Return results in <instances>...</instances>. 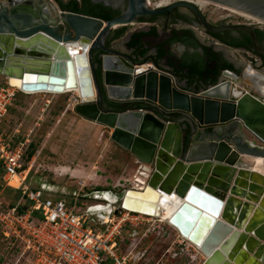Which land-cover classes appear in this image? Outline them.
Returning a JSON list of instances; mask_svg holds the SVG:
<instances>
[{
	"label": "water",
	"instance_id": "95a60500",
	"mask_svg": "<svg viewBox=\"0 0 264 264\" xmlns=\"http://www.w3.org/2000/svg\"><path fill=\"white\" fill-rule=\"evenodd\" d=\"M205 1L264 22V0ZM91 2L116 10L123 0ZM127 2L105 21L59 4L0 0V76L23 91L79 89L76 113L111 129L110 139L150 173L143 191L123 194L122 208L159 215L162 193L179 197L170 222L201 247L204 264H264V218L248 217L250 209L264 212V137L255 129L264 133L263 90H239L231 71L212 86L189 90L154 59L138 60L108 44L113 30L170 10L150 8L148 0ZM179 4L198 10L192 2ZM130 37L123 39L127 50ZM76 43L82 52L71 51ZM147 62L153 67L136 72ZM127 103L126 109L116 107ZM152 105L156 112L140 107ZM229 169L237 176L232 182Z\"/></svg>",
	"mask_w": 264,
	"mask_h": 264
},
{
	"label": "rangeland",
	"instance_id": "374dc122",
	"mask_svg": "<svg viewBox=\"0 0 264 264\" xmlns=\"http://www.w3.org/2000/svg\"><path fill=\"white\" fill-rule=\"evenodd\" d=\"M31 1L34 4L50 2ZM161 1L165 0H150L148 5L154 8L155 4ZM51 2L54 5L58 4L57 0ZM202 10L214 22L227 17L231 18L230 23L258 25L253 20L224 10L216 4L214 6L213 3L206 5ZM140 26L139 23L128 25L126 34L138 30ZM194 30L203 41L210 40L209 35L201 28ZM123 39L124 36L119 38L122 41ZM262 43L264 46V39ZM227 53L237 62L250 65L254 74L257 72L264 74V66L259 61L256 65L251 62V58L258 59L256 55L234 49ZM7 80L6 77L0 76V85L6 84ZM260 88L264 92V87ZM252 89L253 85L244 87L239 84V90ZM76 97L75 92L27 94L19 91L0 124V133L5 134L15 147L24 144L22 177L30 189L41 190L44 198L64 199L70 207L80 212L89 205L111 203L103 197L105 193H109L114 198L112 206L118 207L127 189L136 188L137 185L139 188L143 186L142 183H138L141 182L138 179L135 180L138 184L131 187L134 178L139 176L140 166L133 163L130 152L110 139L109 129H104L102 125L84 119L76 113L74 104ZM30 151H34L31 159L28 158ZM3 174L0 166V220L5 218L9 225L5 227L0 221V264H33L38 254L35 253L33 246L28 247L27 241L15 235L14 231L17 228L11 223L12 217L9 214L13 208H10L11 206L25 207L32 203L23 195L21 188L8 185ZM75 192L79 194L77 199L74 198ZM98 197L101 199H97ZM97 214L96 212L94 215ZM38 218L34 215L35 222L39 220ZM3 230L9 231V238L3 234ZM136 230L138 234L134 236L132 229L129 226L125 227L119 241V255L130 256L134 264L186 263L184 257L180 255L176 257L174 251H169L172 242L178 239V231L166 222L154 219L150 223L144 222L143 225H139ZM19 231L21 236L28 238L21 227ZM34 244L35 242L31 243Z\"/></svg>",
	"mask_w": 264,
	"mask_h": 264
},
{
	"label": "built area",
	"instance_id": "2783aa9c",
	"mask_svg": "<svg viewBox=\"0 0 264 264\" xmlns=\"http://www.w3.org/2000/svg\"><path fill=\"white\" fill-rule=\"evenodd\" d=\"M76 1L81 3L82 0ZM150 67H153V63L147 62L138 66L136 72L145 71ZM18 92L19 89L9 85L8 82L0 85V124L8 114ZM79 102L80 97L77 96L74 104ZM141 110L156 112L157 107L143 106ZM24 153V144L15 147L5 134L0 133V162L4 172L3 178L8 185H11L12 178L19 175L21 179L18 187L32 203V209L27 212L19 213L18 208L13 207L9 214L12 217L11 223L17 228L14 231L15 235L27 241L28 247L33 246L35 253L38 254L33 264H106L108 261L111 264H134L130 256L118 254L119 241L125 227L129 226L135 236L138 234L136 228L139 225H143L144 222L150 223L154 219L160 220V218L133 212L122 208L121 205L112 206V203L107 204L108 209L98 210L101 204H96L77 212L64 199L44 198L41 190H32L24 182L22 177ZM149 178L150 173L140 166L139 176L134 178L131 187H134L135 180L139 179L141 182L138 183H142L143 188L148 184ZM136 188L139 186L137 185ZM74 195L75 199L79 197L77 192ZM34 212H39L41 215L37 222L34 220ZM96 212L97 216L94 215ZM0 221L5 227L9 226L5 218H1ZM19 227L26 232L27 239L19 234ZM3 234L7 238L10 237L8 230H3ZM177 236L178 239L172 242L169 251H174L176 257L179 255L184 257L185 264H204L206 260L204 253L179 233ZM32 242L35 244L31 245Z\"/></svg>",
	"mask_w": 264,
	"mask_h": 264
},
{
	"label": "flooded vegetation",
	"instance_id": "af4514ba",
	"mask_svg": "<svg viewBox=\"0 0 264 264\" xmlns=\"http://www.w3.org/2000/svg\"><path fill=\"white\" fill-rule=\"evenodd\" d=\"M179 2H192L188 0H172L164 6L154 8H170L168 12L159 15H144L139 16L137 23L141 26L138 30L131 32L130 35L139 32H150L153 28L157 29L158 35H147L143 38L142 47L148 48L145 55H139L134 48L132 54L138 60H155L157 65L165 67L172 71L181 85L189 90L200 91L209 86L218 83L223 77L225 71H231L237 74L242 86L253 85L254 92H260V81L264 82V74L249 73L250 65L237 62L235 59L228 56L227 51L230 49L241 50L245 54L252 53L258 59L251 58L253 65L259 61L264 66V46L261 33H264V25L253 23H230L231 18H222L219 22H214L204 14L202 8L193 1L198 10L193 7L179 4ZM127 0H123L118 7L121 13L127 8ZM216 30H210L204 26L203 20ZM236 26V28H233ZM161 27V30H159ZM194 28H201L209 35V41H203ZM187 31V35L184 33ZM255 36V42L253 36ZM125 37V36H124ZM171 38H176L174 41H167ZM131 39V37H130ZM129 39V40H130ZM250 39V42H249ZM236 42V45H231V42ZM166 52L162 59H158L159 47ZM176 47L175 49L173 47ZM169 60L173 64H170ZM256 63H255V62ZM228 64H232V69ZM197 69V70H195ZM254 69V68H253ZM195 70V71H194ZM248 78V79H247ZM258 78V79H257ZM136 106V105H135Z\"/></svg>",
	"mask_w": 264,
	"mask_h": 264
},
{
	"label": "trees",
	"instance_id": "16d2710c",
	"mask_svg": "<svg viewBox=\"0 0 264 264\" xmlns=\"http://www.w3.org/2000/svg\"><path fill=\"white\" fill-rule=\"evenodd\" d=\"M58 4L60 5V7L62 9L68 10V11H72V12H76V13H81V14H85V15H90L93 17H98L101 18L105 21L110 20L118 15L121 14V10L120 9H116L113 10L111 7L109 6H105L102 3H93L91 2V0H82L81 3L77 2L76 0H69L68 2H63L61 0H58ZM128 30V26H122L119 27L117 29L114 30L113 32V36L111 39L108 40V44L111 43L113 40L115 39H119L123 36H125L126 32ZM184 33L187 35V31H184ZM154 35L157 36L158 32L156 28H153L150 32H144V31H139L136 32L134 34H132L131 39L129 40V42L127 43L128 47L130 48H134L136 50V53L139 55H145L148 51V48H143L142 47V42H143V38L147 35ZM264 37V33H261V39ZM176 38H171L167 41H174ZM250 42V39H249ZM231 45H236V42H231ZM166 55V52L164 51V49H162V46L159 47V53L157 55L158 59H162L164 58ZM170 64H173L171 60H169ZM229 67H231L232 69V64H228ZM197 70V69H195ZM194 70V71H195ZM128 106H124L122 107V109H126ZM143 107V106H140ZM173 117H177V116H173ZM34 155V151H30L28 153V158H32ZM0 166H1V162H0ZM2 168V166H1ZM3 170V169H2ZM14 206H11L10 208H12ZM18 208L19 213H24L27 212L29 210L32 209V205L30 206H25V207H20V206H16ZM36 216L41 217L39 212H34ZM106 264H111L110 261L106 262Z\"/></svg>",
	"mask_w": 264,
	"mask_h": 264
},
{
	"label": "bare ground",
	"instance_id": "6f19581e",
	"mask_svg": "<svg viewBox=\"0 0 264 264\" xmlns=\"http://www.w3.org/2000/svg\"><path fill=\"white\" fill-rule=\"evenodd\" d=\"M18 1H22V0H18ZM189 1V0H188ZM190 1H194L198 6H199V8H202V9H204V7L206 6V5H209V4H211V3H213V2H210V1H205V0H190ZM170 2V0H165V1H161L160 3H157V4H155L157 7L158 6H164V5H166L167 3H169ZM214 4V6H215V4L216 3H213ZM218 7H220V8H222V9H224V10H228V11H230V12H235V13H237L238 15H240V16H242V17H244V18H247V19H250V20H253V21H255L256 23H258V24H262V25H264V22L262 21V20H259V19H257V18H254V17H252V16H249V15H247V14H245V13H242V12H240V11H237V10H234V9H232V8H229V7H226V6H223V5H219V4H216ZM71 51H73V52H77V51H79V52H82L81 50H82V46H80V44H78V43H76V44H72L71 45ZM250 68V70H249V73H248V75H249V77H250V75L251 74H254L253 73V71H252V67L250 66L249 67ZM256 74V73H255ZM258 79V78H257ZM8 81V80H7ZM8 83H9V81H8ZM260 84H262L261 86L262 87H264V82L261 80L260 81ZM17 89H19V91H22V92H24V93H27V94H34V93H42V92H47V93H52V94H65V93H69V92H75L76 94H77V96L78 97H80V92H79V89L78 88H74V89H66V90H64L63 92H52V91H43V90H41V91H35V92H33V91H23L21 88H19V87H16ZM249 91V90H248ZM242 93H238V96L239 97H242ZM259 128H262V127H255V129L257 130V133L258 134H260L262 137H264V133L262 132V131H259L260 129ZM20 176L19 175H16V176H14L13 178H12V180H11V182H10V184L12 185V186H19V184H20ZM147 185V184H146ZM146 185H144V187L142 188H130V189H133V190H138V191H143L144 189H145V187H146ZM128 190V189H127ZM126 190V191H127ZM125 191V192H126ZM125 194V193H124ZM103 197L105 198V199H107V200H109L111 203H113L114 202V198L109 194V193H105L104 195H103ZM122 202H123V199L121 200V202H120V205L122 206ZM182 202V199L181 198H179V197H177V198H173L172 196H170L169 194H161L160 195V197H159V200L157 201V204H158V206H160V208H159V215H157V214H150V213H148V212H146V213H148L147 215H152V216H154V217H159L160 218V220L161 221H163V222H166L168 225H170L172 228H174V229H176L177 231H178V233L182 236V237H184V238H186V239H189L187 236H183L181 233H180V231L178 230V228L175 226V225H173L171 222H170V218H171V216H172V214L174 213V211L176 210V208L178 207V205L180 204ZM98 210H103V209H108V206L107 205H104V204H101L98 208H97ZM142 214H145V212L144 211H141V210H139ZM191 241V240H190ZM192 244H194L195 245V247L196 248H198V249H200L201 250V247L200 246H198L197 244H195V243H193V242H191ZM202 251V250H201ZM205 255V254H204ZM205 257L207 258V256L205 255Z\"/></svg>",
	"mask_w": 264,
	"mask_h": 264
},
{
	"label": "crops",
	"instance_id": "0c3cea01",
	"mask_svg": "<svg viewBox=\"0 0 264 264\" xmlns=\"http://www.w3.org/2000/svg\"><path fill=\"white\" fill-rule=\"evenodd\" d=\"M53 3H55V2H53ZM48 4H52V2L50 1L49 3H45V4H42V2L40 3H37L36 5L37 6H41V5H48ZM54 5V4H53ZM113 32H114V30L110 33V36H109V39H111L112 38V36H113ZM134 32V31H133ZM113 44H114V47L115 48H117V49H119V50H122V51H124V52H127V53H131L132 54V51L131 50H127L126 48H125V46H124V44H123V41L122 40H119V39H115V40H113ZM126 107V106H129V103H127V104H123V105H117L116 107H118L119 109H122V107ZM172 116H174L173 114H171ZM184 124V123H183ZM102 127L104 128V129H109V128H107V127H105V126H103L102 125ZM108 132L111 134V132H112V130L111 129H109L108 130ZM250 140H254V138L253 137H251L250 135H249V137H248ZM123 149V148H122ZM126 151V150H125ZM131 154V153H130ZM131 157H132V161H133V163L134 164H136L137 166H141V164H140V162H138V160H137V158L135 157V156H133L132 154H131ZM203 162H207V160H205V161H203ZM212 162H214L215 163V161H212ZM229 175L232 177V179H231V182H232V180H234V178H237V176H236V174H235V172H232V169H229ZM247 178V176L246 175H244V177L243 178ZM240 179V180H244V179ZM261 204H262V208L264 209V198L263 199H261V202H260ZM259 203V204H260ZM257 206H258V204H257ZM255 216V218H264V212L259 208V207H257V208H255L253 211H252V209H250V212L248 213V217L249 218H253Z\"/></svg>",
	"mask_w": 264,
	"mask_h": 264
}]
</instances>
